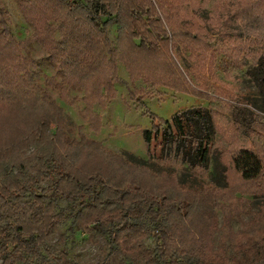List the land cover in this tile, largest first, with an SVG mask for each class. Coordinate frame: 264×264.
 <instances>
[{
    "label": "trees",
    "instance_id": "trees-1",
    "mask_svg": "<svg viewBox=\"0 0 264 264\" xmlns=\"http://www.w3.org/2000/svg\"><path fill=\"white\" fill-rule=\"evenodd\" d=\"M15 1L32 32L22 41L13 39L6 13L0 10V264L38 260L62 264L45 241L66 221L71 234L73 230L98 234L105 241L97 264H205L195 251L181 249L170 233L168 222L180 213L179 206L191 210L197 199L183 189L205 184L227 189L239 180L247 192L262 194L264 150L238 142L224 151L214 149L217 117L203 106L176 112L170 120L145 129V160L131 152L106 153L92 139L69 141L62 133L61 108L33 81L26 68L31 61L18 53L23 46L38 43L60 78L59 87L55 82L59 91L76 90L87 103L98 100L104 90L112 91L103 76L116 75V61L151 85L188 88L202 99L204 93L170 63L166 33L155 18L157 5L166 19L171 16L175 42L198 53L206 39L194 19L183 18V0ZM111 24L116 26V46L109 52L105 32ZM255 69L264 82V52ZM237 112L234 123L246 135L257 120L251 112ZM81 117L93 126L97 120L87 107ZM29 147L31 152L24 155ZM215 152L221 164L217 178L210 173ZM198 172L211 180L204 184ZM147 174L154 183L143 179ZM165 176L176 178L178 187L169 190ZM24 199L45 204L38 219L31 220L16 205ZM59 200L65 202L63 207ZM151 235L157 242L153 251L143 244ZM117 254L123 259L117 261ZM234 257L237 264H264V239L236 251Z\"/></svg>",
    "mask_w": 264,
    "mask_h": 264
},
{
    "label": "rangeland",
    "instance_id": "rangeland-1",
    "mask_svg": "<svg viewBox=\"0 0 264 264\" xmlns=\"http://www.w3.org/2000/svg\"><path fill=\"white\" fill-rule=\"evenodd\" d=\"M182 3L183 18L194 19L196 30L206 39L197 55L179 41L175 42L166 5L163 7L169 20L157 5L155 18L162 23L166 33L164 40L168 43L170 63L196 90L204 93L202 99L188 88L180 90L160 83L151 85L140 74L130 73L120 61L115 62L116 75L103 76V80L111 85L110 93L104 90L98 100L87 103L80 92L61 89L68 96L66 99L58 88L60 78L50 67L39 44L31 42L18 51L31 61L26 68L33 81L61 108L62 133L67 140L92 139L106 153L131 152L145 160L146 144L142 137L145 129H152L158 121L170 120L176 112L203 106L217 117L214 149L224 151L226 146L238 142V146L255 144L261 152L264 150V82L255 69L257 58L264 52V0H183ZM0 10L6 13L7 28L13 39L22 41L31 35L32 29L21 18L15 0H0ZM115 29L116 26L111 24L105 32L111 43L109 52L116 46ZM154 31L148 29V33ZM86 107L97 117L94 126L81 117ZM238 110L251 112L257 120L246 135L234 123ZM29 152L30 147L23 154ZM217 159L218 153H212L210 173L213 177L216 175L214 178L221 167ZM181 171L180 166L178 175ZM198 174L204 184L211 180L205 172ZM149 177V174L143 177L148 185L155 182ZM175 179L165 176L164 185L169 190L178 187ZM40 185L46 184L42 182ZM232 185L220 190L209 184L202 188L183 189L197 198L194 206L191 210L179 206L180 213L169 219L170 233L177 237L176 244L187 253L192 250L198 253L205 264H237L236 251L248 248L259 238L264 239V193L247 192V186L239 180ZM57 204L63 207L65 202L59 200ZM16 205L24 208L30 219L35 220L42 215L45 204L24 199L17 201ZM67 226L68 221L59 225L45 241L54 248L62 264L100 263L105 250L101 236L77 230L71 234ZM143 244L147 250L153 251L157 242L151 235L143 239ZM116 256L117 261L123 259L120 254ZM32 264L51 262L38 260Z\"/></svg>",
    "mask_w": 264,
    "mask_h": 264
}]
</instances>
